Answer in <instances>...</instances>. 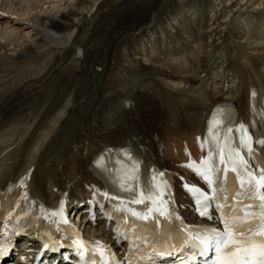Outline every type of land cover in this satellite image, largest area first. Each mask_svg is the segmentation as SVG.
I'll return each mask as SVG.
<instances>
[{
  "label": "bare ground",
  "instance_id": "1",
  "mask_svg": "<svg viewBox=\"0 0 264 264\" xmlns=\"http://www.w3.org/2000/svg\"><path fill=\"white\" fill-rule=\"evenodd\" d=\"M263 16L264 0H0V135L27 129L15 170L50 130L34 186L47 199L52 179L67 193V211L80 212L68 217L111 241L79 216L97 153L128 143L179 169L172 149L202 132L217 104L246 116L264 96ZM58 111L66 115L55 128ZM177 199L194 217L179 190ZM21 241L19 250L34 246Z\"/></svg>",
  "mask_w": 264,
  "mask_h": 264
},
{
  "label": "snow or ice",
  "instance_id": "2",
  "mask_svg": "<svg viewBox=\"0 0 264 264\" xmlns=\"http://www.w3.org/2000/svg\"><path fill=\"white\" fill-rule=\"evenodd\" d=\"M255 96V92L252 93ZM62 111H58L55 116L49 121V124L55 125L59 119H62ZM231 118V113L225 107H218L213 112V119L209 121V132L213 134V138L216 140L215 151L211 147L208 149V155L202 156L199 163L191 159L182 165V167L190 169L196 176L203 181L207 187V191L196 185L185 184V190L190 194L194 202V210L201 217L212 219L211 209L215 205V211L221 213L220 223L223 224V231L218 228H205L201 231H197L195 234L188 232V237L179 245V250L183 251L185 248L192 249L190 255L180 256L179 264H192V261L196 259L197 255H206L208 250L211 249L214 252L212 264H264V167H258L253 170L252 166L247 160L240 155L239 152H235L236 161H233L232 150L229 145V137L225 135L223 140H220L215 133V129L225 124L227 120ZM243 130V136L241 137V144L247 149L249 155L254 154L255 149L252 146V137L248 135L247 129L244 125H240L237 129ZM228 133L232 132V128L227 129ZM3 137H0L2 142ZM198 140L200 138H197ZM207 141L200 144L201 150H205V144ZM257 144L264 146V139H258ZM229 149L228 155L225 156V149ZM111 151V150H108ZM103 157H101V160ZM228 161H233L229 166ZM130 163V166H129ZM100 164V161H97ZM118 164L124 165L126 171L124 175L113 176V183L118 184L120 188H126L130 194L128 202L120 200L119 204L114 206L113 211L119 214V218L125 223L135 226L137 221H148L150 218L155 219L157 224L160 220L157 217H162L165 220H171L173 217L180 221V216L177 215L170 207L171 197L169 194L170 184L165 178L166 173L153 170L149 179L142 180L140 175V165L131 154L125 152L124 159L118 161ZM107 170V166H104ZM243 169L244 175L240 174V169ZM117 172L121 169L117 168ZM235 175L241 189L247 187V190L253 194V198L256 199L258 207L261 211L262 223L256 228H248L241 231V226L246 220L249 219V213H245L243 216H228L224 215L225 203L218 201H227L229 199H235L240 195L237 192L234 196L229 197L227 193V178L228 174ZM23 186V180L21 181ZM102 196L105 200L119 199L116 196H110L108 191L95 190L93 196ZM91 203V201L89 202ZM133 205H142V208L133 207ZM19 207V205H17ZM103 208V205L101 204ZM247 207H252L248 205ZM9 211L8 219L11 220L13 212ZM41 213L44 219H50L52 217L57 218L53 222L56 224V231L60 232V224L67 225L69 221L64 214V201H59V207L57 210L51 213L46 212L41 208ZM27 211L21 215H17L15 219L17 222L22 217L28 216ZM109 219H112V214H108ZM94 219V217H93ZM182 223V221H181ZM7 227V226H5ZM20 229V232H23ZM119 232V229H116ZM181 231H186V228H182ZM20 233H17L19 235ZM49 241H53V237L50 233H45ZM53 243H59V241H53ZM73 245L78 248V255L81 260L86 258V242L80 239H74ZM63 244H59V247H55L49 242L42 244V249L52 252L59 251ZM178 250L177 245H169L163 250H153L154 256L164 260L167 257L174 256ZM93 254H99L103 257L105 249L99 246L97 243L92 250ZM7 255V252L0 249V258ZM151 264H156L152 256L147 258ZM128 264H132L129 260Z\"/></svg>",
  "mask_w": 264,
  "mask_h": 264
},
{
  "label": "rangeland",
  "instance_id": "3",
  "mask_svg": "<svg viewBox=\"0 0 264 264\" xmlns=\"http://www.w3.org/2000/svg\"><path fill=\"white\" fill-rule=\"evenodd\" d=\"M212 3H213V1H211V4H210V7H211V8H212V6L215 5V4H212ZM255 6L257 7V5H255ZM250 7H253V6H250ZM250 7H249V9H253V8H250ZM256 7H255V8H256ZM253 11H255V10L253 9ZM248 17H250V16H248ZM263 17H264V16H263ZM237 19H238L239 22L244 21V20H242V19H244V18L241 19V18H238V17H237ZM253 20H254V19H253ZM236 23H237V21H236ZM244 23H249V21L246 20V22H244ZM233 24H235V23H233ZM248 26H250V25H248ZM245 29H249V27H248V28H245ZM261 36H262V35L257 36V37H252L251 39H257L258 41H261ZM194 43H195V42H193L192 44H194ZM194 47H195V46H194ZM150 49H151V48H150ZM147 53H149V51H147ZM200 77H201V79H203L205 82H206V81H207V82H210V80L208 79V76L205 77V76L203 75V73H201ZM208 80H209V81H208ZM227 88H228V85H227ZM227 88H226V89H227ZM227 90H228V89H227ZM227 90H226V91L223 90V92H224L225 94H227V93H228ZM171 143L173 144V142H171ZM179 144H180V141H179ZM68 212H69L71 218H73L74 220H77V221H78L79 217L76 216V215H77L78 213H80V212L73 211V210H71V209H70ZM75 214H76V215H75ZM79 216L81 217V220H82L83 217H84L83 215H80V214H79ZM78 223H79V222H78ZM94 226H95V225H94ZM96 226H97V225H96ZM97 227H98V226H97ZM96 236L98 237V235H96Z\"/></svg>",
  "mask_w": 264,
  "mask_h": 264
},
{
  "label": "water",
  "instance_id": "4",
  "mask_svg": "<svg viewBox=\"0 0 264 264\" xmlns=\"http://www.w3.org/2000/svg\"><path fill=\"white\" fill-rule=\"evenodd\" d=\"M73 224L74 225H76L77 227H79L78 225H77V223H75L74 221H73ZM79 229L81 230V232L83 233V234H85V235H87L88 236V238H89V241H90V243H95L96 241H98L100 238H98V237H94V236H89L88 234H87V231H85L84 229H82L81 227H79Z\"/></svg>",
  "mask_w": 264,
  "mask_h": 264
}]
</instances>
